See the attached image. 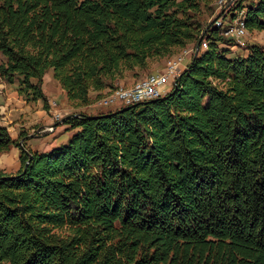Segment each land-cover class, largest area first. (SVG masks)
I'll use <instances>...</instances> for the list:
<instances>
[{
    "label": "trees",
    "instance_id": "trees-1",
    "mask_svg": "<svg viewBox=\"0 0 264 264\" xmlns=\"http://www.w3.org/2000/svg\"><path fill=\"white\" fill-rule=\"evenodd\" d=\"M210 1L0 0V78L47 110L50 68L88 105L203 37L169 92L70 114L68 141L48 151L0 124V154L16 146L21 161L0 170V264H264V47L231 56L199 19ZM234 11L264 30V0Z\"/></svg>",
    "mask_w": 264,
    "mask_h": 264
},
{
    "label": "rangeland",
    "instance_id": "rangeland-1",
    "mask_svg": "<svg viewBox=\"0 0 264 264\" xmlns=\"http://www.w3.org/2000/svg\"><path fill=\"white\" fill-rule=\"evenodd\" d=\"M212 0L208 3V5L203 6L201 15H199V19L204 22H209L213 24L214 26L221 29L222 32H225L229 27L231 23L232 18H237V25L239 23L240 18H242V13L239 11H234L235 5L237 4V0ZM253 0H243L244 4H247L249 2H252ZM235 12V16H233L232 12ZM221 18V20L216 21L218 18ZM240 40H232L230 44L224 43L225 45L229 46H223L225 48H229V52L231 56H246L249 53L248 47L251 44H259L264 47V30H249L247 31ZM208 45L207 40L203 41L201 50H205L207 48L206 45ZM196 45H189L184 48H175L174 53L172 56L168 57H155L149 60L148 67L144 69H136L134 71H127L125 72V75L123 78L115 80L112 82L113 88H107L104 91L98 92V91H91V103L88 105L80 104L78 101H71L68 99L65 92L61 91V85L59 82L53 77V69L50 68L47 73L45 74V84L43 82L45 91L48 92V94L51 96V102H49V109L51 108L52 112H50V116L52 117L50 119V124L44 126L43 128H39V126L43 123L41 121V115L38 113L39 108L36 106H33L30 110V113H27L29 115L28 117H25L26 113L24 114L23 111L15 110L12 115H9L10 117H6V114L1 113L0 108V124H5L8 127V130L11 134V136H16L15 128L17 126V130H20L18 133V137L21 133L26 134L20 139V142L26 137L31 136L29 138L31 139L33 147H36L37 149L43 150L44 148L48 147V145L53 144L58 146L61 144H64L68 141L71 131H67V127H65V120L70 114H79V113H87L90 115L93 114H99L103 112H108L110 110L118 109V106H109L108 98L110 95L114 94L115 90L118 88H132L135 85H137L142 79L147 78L151 74H156L159 72H163L167 67L170 61L180 58L184 51H189L191 53L193 50H195ZM192 50V51H191ZM188 53V54H189ZM195 55V54H194ZM193 55V58H194ZM4 56L0 52V63L4 61ZM190 63V59L188 58L186 61V64ZM188 66V65H187ZM185 67V69L187 68ZM184 69V70H185ZM178 78V77H177ZM175 78V81L176 79ZM131 80H134V84L129 83ZM4 81V80H3ZM1 81L0 78V105L4 102L6 104H9L10 102L12 104H15L16 99V91H17V83L15 84H7V88H4L1 86V84H4V82ZM132 85V86H131ZM63 89V88H62ZM166 94V93H165ZM13 95V97H12ZM15 95V96H14ZM9 96H11V99L9 100ZM53 102H56V105H53ZM44 108V107H43ZM122 108V107H120ZM119 108V109H120ZM45 109V108H44ZM48 109V110H49ZM47 110V109H46ZM23 113V114H22ZM57 115L60 116V118L57 117ZM11 123V124H10ZM24 124L26 128L24 131L21 127L19 129V125ZM55 124V130L53 132L45 131L46 127L54 125ZM12 126V127H11ZM68 126V125H67ZM34 137V138H33ZM29 138H26L24 143L27 145V140ZM30 148V147H27ZM32 149V148H31ZM34 150V149H33ZM39 151V150H38ZM20 169V168H19ZM14 168H5L4 170L1 169V171L8 173L7 171H13Z\"/></svg>",
    "mask_w": 264,
    "mask_h": 264
},
{
    "label": "built area",
    "instance_id": "built-area-1",
    "mask_svg": "<svg viewBox=\"0 0 264 264\" xmlns=\"http://www.w3.org/2000/svg\"><path fill=\"white\" fill-rule=\"evenodd\" d=\"M222 17L223 16L218 18L216 21L221 20ZM221 34L231 40H240L245 37L243 36V30L241 28H237V18H232L230 27L225 32H221ZM195 51L196 46L195 50L183 57L181 60H175L173 63L169 64L168 69L163 72L152 74L147 79H142V83L137 85V92L135 94H132L131 96H123L122 88V92L118 93L117 100L109 104V106H118L119 108L125 107L145 102L149 100V97H160L161 95L169 92L175 83V78H177L189 64H186L187 59L189 58L190 62L193 59ZM53 105H56V102H53ZM57 117L60 118L59 115H57ZM55 127V124L48 126L45 131L53 132Z\"/></svg>",
    "mask_w": 264,
    "mask_h": 264
},
{
    "label": "crops",
    "instance_id": "crops-1",
    "mask_svg": "<svg viewBox=\"0 0 264 264\" xmlns=\"http://www.w3.org/2000/svg\"><path fill=\"white\" fill-rule=\"evenodd\" d=\"M206 45V44H205ZM207 46V45H206ZM45 78V77H44ZM1 81H3L2 79H1ZM4 82V84H1V86L2 87H4V88H7V84H6V82L5 81H3ZM134 82V80H131L129 83H132V85L134 84L133 83ZM44 84H45V79H44ZM131 85V86H132ZM43 90H44V92H45V94H46V96H47V98H48V100H49V102H51L52 100H51V96L48 94V92H46L45 91V88H44V85H43ZM61 91H63V92H65L64 91V89H62L61 88ZM66 93V92H65ZM16 99H17V101H16V103L15 104H12L11 102L9 103V104H6V102H4V103H2L1 105H0V108H1V113L2 114H6L7 116L6 117H10L9 115H12V113L15 111V110H18L17 112H19V111H23V113L25 114L26 113V115H25V117H28L29 118V115H27V113H30V110H31V108L33 107V106H36V107H38L39 108V110H38V113H40V117L42 118L41 119V121H43V122H46V123H43V124H41L40 126H39V128H43L44 126H46V125H48V124H50L51 122H50V119L52 118L51 116H50V112H52L51 110V108L49 109V110H46V109H44L43 107H44V102L42 101V100H38V101H36V102H27L22 96H20L19 94H18V92L16 91ZM14 95V96H15ZM67 95V94H66ZM10 98H9V100L11 99V96H9ZM12 97H13V95H12ZM22 113V114H23ZM11 124V123H10ZM9 128H10V126H8ZM12 127V126H11ZM21 127H25V128H22V130L24 131L25 129H28V128H26V126H24V124H20L19 125V129L21 128ZM65 127H67V125H65ZM12 128H15V133H16V136H13V138H17L18 137V133L20 132V130H17L18 128H17V126L16 127H12ZM28 135H30V134H28ZM34 138V137H33ZM31 139L32 138H29L26 142H27V147H30V148H32V149H34V150H39V151H48V150H50L51 148H53V147H55L56 145H54V143L53 144H50V145H48V147H46V149L44 148L43 150H40V149H37L36 147H33V145H32V142H31ZM14 168V170L13 171H7L8 172V174H15L18 170H19V168L21 167V161H20V148L19 147H16V146H14V147H12L9 151H6V152H4V153H2V154H0V170L2 169V170H4L5 168Z\"/></svg>",
    "mask_w": 264,
    "mask_h": 264
},
{
    "label": "bare ground",
    "instance_id": "bare-ground-1",
    "mask_svg": "<svg viewBox=\"0 0 264 264\" xmlns=\"http://www.w3.org/2000/svg\"><path fill=\"white\" fill-rule=\"evenodd\" d=\"M220 1L222 2V1H224V0H220ZM241 13H242V18L238 19V20H239V23H238V25H237V28H241V29L243 30V35H244L248 30L246 29L245 22H244V13H243V12H241ZM191 51H192V50H191ZM199 51H200V50H199ZM188 53H189V51H187V50L184 51V53H183L182 55H180V56H181L180 58H176V59L170 61L169 64L173 63L175 60H181L183 57L187 56ZM169 64H168V65H169ZM166 69H168V67H167ZM166 69H165V70H166ZM151 75H152V74H151ZM148 77H149V76H148ZM148 77H147V78H148ZM147 78H145V79H147ZM140 83H142V81H140L138 84H140ZM138 84H137V85H138ZM137 85H135V86L132 87V88H123V87H121V88L116 89L115 92H114V94H112V95L109 96V98H108V103L111 104V103H113L115 100H117V98H118V93H119V92H122V88H123V96H131L132 94H135V93L137 92ZM161 96H162V95H161ZM155 98H158V97H149V100H152V99H155ZM149 100H147V101H149Z\"/></svg>",
    "mask_w": 264,
    "mask_h": 264
},
{
    "label": "water",
    "instance_id": "water-1",
    "mask_svg": "<svg viewBox=\"0 0 264 264\" xmlns=\"http://www.w3.org/2000/svg\"><path fill=\"white\" fill-rule=\"evenodd\" d=\"M213 24H214V22H212ZM212 25V24H211ZM202 39H203V37H201V39L197 42V44H196V51H195V55H194V57L199 53V50H200V45H201V42H202ZM133 105V104H132ZM130 106H125V107H123V108H120L119 109V111H123V110H125V109H127V108H129ZM108 114H97V115H91L90 117H92V118H100V117H104V116H107ZM31 135H29V136H26L21 142H20V145L24 148V149H26L24 146H23V143H24V141L26 140V138H29Z\"/></svg>",
    "mask_w": 264,
    "mask_h": 264
}]
</instances>
